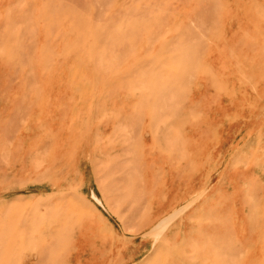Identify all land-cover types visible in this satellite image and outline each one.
<instances>
[{
	"label": "rangeland",
	"instance_id": "374dc122",
	"mask_svg": "<svg viewBox=\"0 0 264 264\" xmlns=\"http://www.w3.org/2000/svg\"><path fill=\"white\" fill-rule=\"evenodd\" d=\"M0 264H264V0H0Z\"/></svg>",
	"mask_w": 264,
	"mask_h": 264
},
{
	"label": "bare ground",
	"instance_id": "6f19581e",
	"mask_svg": "<svg viewBox=\"0 0 264 264\" xmlns=\"http://www.w3.org/2000/svg\"><path fill=\"white\" fill-rule=\"evenodd\" d=\"M168 220V219H167ZM166 223V221L164 220L162 223H160L159 224V229H158V231H157V229H156V231L155 232H158V234H160L159 232H160V230H163L162 228H163V226H165L164 224ZM161 228V229H160ZM154 232V231H153ZM156 234V233H155ZM153 235V234H152Z\"/></svg>",
	"mask_w": 264,
	"mask_h": 264
}]
</instances>
